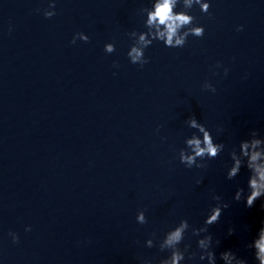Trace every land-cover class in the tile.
Here are the masks:
<instances>
[{
    "label": "clouds",
    "instance_id": "1",
    "mask_svg": "<svg viewBox=\"0 0 264 264\" xmlns=\"http://www.w3.org/2000/svg\"><path fill=\"white\" fill-rule=\"evenodd\" d=\"M178 3H181V0H157L154 5V11H149L147 14V25L149 27H154L156 31L152 33V39H145L143 34L139 37V47L133 46L131 50L127 53V56L132 64H137L143 67L145 64L149 62V60L144 55V50L149 47L153 40L162 41L166 47L169 48H182L187 42V38L191 36L195 37H203L204 28L202 26H196L194 21L195 17L188 14L185 11L174 12ZM184 9H191L192 5L195 3L200 7V10L203 13H208L210 4L205 2V0H182ZM55 8V4L52 5ZM55 13H48V17L51 18ZM243 26H239L237 31H242ZM135 33H133L134 35ZM77 37H80L87 42L89 37L84 35L82 32H78L74 35L71 43L75 44ZM104 51L106 53H113L115 51V45L113 43H106L104 46ZM225 74H227V69H225ZM203 87L207 90L215 92L216 89L210 84L205 82ZM188 124L192 128H198L200 132L203 133V140L193 137L192 139L187 140V145L192 151V155L186 154L183 150L179 154L180 162L183 163L186 167L191 168L193 166L197 168H205L207 167L206 163H197V158L204 161L206 159H214L216 158L223 150L224 144L222 143H214L212 135H210L209 130H206V127L202 124H198L196 118L193 116L189 119ZM253 136L257 134L256 131H252ZM262 143L261 140L252 139L250 143L244 142L241 144V148L243 149L244 155H249L248 149L251 147L253 151L250 154V159L248 163V167L253 170L254 175L249 181V187L251 189L250 195H248L246 199L245 206L247 208H252L255 206V202L264 196V163H259L261 157L264 156V150L255 151V149ZM231 158L235 160V165L231 167V170L227 173V178L229 180L235 178L237 173L240 171V161L236 159L235 154H230ZM199 183V181H197ZM243 192V189H238L236 199L239 200L240 193ZM215 200H221L220 196H213ZM229 205L224 204L222 207H214L211 209V213L204 221L206 227L199 229V231H208L209 225L217 223L221 217L222 210L227 208ZM261 209L264 210V203L261 204ZM137 221L140 224L147 223L146 216L144 211H140L137 216ZM188 227L187 220L181 222V224L175 228V230L170 231L167 234V237L164 241L163 247L173 248L176 244L180 243L184 238L185 229ZM26 231H30V227L25 229ZM229 234H232L231 229H229ZM9 235L12 237L14 243L19 242V237L16 233L10 232ZM211 235L205 237L199 241V247L202 249H207L209 244L211 243ZM149 246L151 244L149 243ZM255 247L258 250L256 253L257 259L260 264H264V227H261L259 233V239L255 242ZM208 257L210 262L213 261V254L208 253ZM221 257L223 260L227 262V264H231L233 259V254L229 251H225L221 253ZM183 254L180 252H174L171 260H166L163 264H179V261L182 260ZM203 259V256H201ZM239 264H244L243 261L239 262Z\"/></svg>",
    "mask_w": 264,
    "mask_h": 264
},
{
    "label": "water",
    "instance_id": "2",
    "mask_svg": "<svg viewBox=\"0 0 264 264\" xmlns=\"http://www.w3.org/2000/svg\"><path fill=\"white\" fill-rule=\"evenodd\" d=\"M127 1L0 0V93L76 33ZM48 13L55 15L49 18Z\"/></svg>",
    "mask_w": 264,
    "mask_h": 264
}]
</instances>
